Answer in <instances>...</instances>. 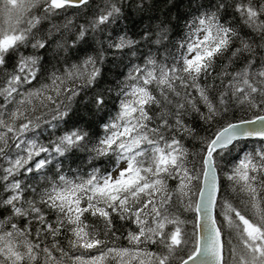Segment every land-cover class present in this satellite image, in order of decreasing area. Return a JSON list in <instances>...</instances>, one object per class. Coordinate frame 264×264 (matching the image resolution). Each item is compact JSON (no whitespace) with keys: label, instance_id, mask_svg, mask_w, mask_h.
Returning a JSON list of instances; mask_svg holds the SVG:
<instances>
[{"label":"snow or ice","instance_id":"6c2138e0","mask_svg":"<svg viewBox=\"0 0 264 264\" xmlns=\"http://www.w3.org/2000/svg\"><path fill=\"white\" fill-rule=\"evenodd\" d=\"M0 264H264V0H0Z\"/></svg>","mask_w":264,"mask_h":264},{"label":"trees","instance_id":"16d2710c","mask_svg":"<svg viewBox=\"0 0 264 264\" xmlns=\"http://www.w3.org/2000/svg\"><path fill=\"white\" fill-rule=\"evenodd\" d=\"M96 3L102 4L103 3V0H96ZM185 217L187 219L191 220L192 219V214L191 213H186L185 214ZM189 227H190V225H189Z\"/></svg>","mask_w":264,"mask_h":264}]
</instances>
